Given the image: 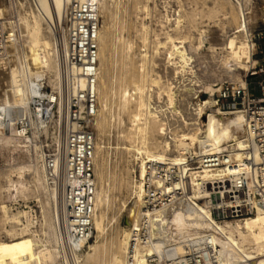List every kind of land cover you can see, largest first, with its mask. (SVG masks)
<instances>
[{"label": "built area", "instance_id": "2783aa9c", "mask_svg": "<svg viewBox=\"0 0 264 264\" xmlns=\"http://www.w3.org/2000/svg\"><path fill=\"white\" fill-rule=\"evenodd\" d=\"M235 1L241 8L239 32L252 45V63L243 82L220 88L215 107L224 112L240 109L242 159L234 157V141L221 150L192 151L182 157L173 156L178 154L173 146L165 160L146 159L144 174L134 171L132 179L142 189V216L132 227L126 264H136L138 252L148 246H153L154 252L144 264H221L219 252L229 237L220 226L242 222L259 208L264 210V27L251 19L255 0ZM8 4L6 14L0 17V60L8 56L12 43L9 30L13 28L16 36L23 10L20 0H8ZM100 28V0H75L70 5L63 31L55 38L66 78L64 92L42 79L38 90L32 91L29 109L14 110L11 122L12 135L40 156L48 184L60 194L73 246L94 236ZM69 68L76 73L70 74ZM153 105L156 110L158 104ZM187 110L188 115L197 117L193 105ZM0 118L5 128L9 123L5 110H0ZM177 127L164 122L163 138L174 143ZM9 204L11 213H21L20 221L13 224L16 232L33 234L45 245L41 209L19 202ZM178 213L188 215L197 226L179 243L161 244L163 219ZM8 239L11 236L2 228L0 240ZM228 264H255V260L244 258Z\"/></svg>", "mask_w": 264, "mask_h": 264}, {"label": "bare ground", "instance_id": "6f19581e", "mask_svg": "<svg viewBox=\"0 0 264 264\" xmlns=\"http://www.w3.org/2000/svg\"><path fill=\"white\" fill-rule=\"evenodd\" d=\"M74 1L37 0L38 11L31 10V13L28 15H24L23 13L24 16L20 17V22L17 24L18 33L16 36L13 34V28L9 30V33H11L9 37L12 43L8 48V56L0 60V110H5L9 116V123L5 128L2 127L0 118V141H3L9 147L11 152H14L16 149H25L29 156V161L21 162L16 167L8 169L7 172L0 173V179L6 177L8 182L7 187H5L0 181V201L2 203L0 222L3 229L11 236V239L0 240V264H49L55 260V250H57V247L55 249L47 244H39L33 234L24 231L21 233L16 232V226L13 224L20 221L21 213L13 214L10 212V204H6L3 200L4 191L8 193L9 197L11 195H20L25 198L32 196L36 197L35 199L38 198L45 220H47L46 217L49 211L55 212L53 217H50L49 222L51 227L56 230L55 243L61 246L62 250L70 249L76 255L86 254V263L91 262L99 251L98 245L92 244L90 241L74 246L70 243L66 226L67 213L62 205L58 191L54 188H47L45 184L46 179L44 180V178H46V175L40 156L30 152L26 142L17 139L11 133L13 111H27L29 109L32 91L38 90L42 79H48L54 89L61 93L64 92V82H62L63 78L59 62V49L52 35L53 31L55 34L53 36L55 37L56 35L58 36L59 32L61 34L63 31L65 16ZM137 1L138 5H141L140 10L149 13V0L147 2ZM218 1L214 0V6L210 9L209 16H218L220 12ZM100 5L102 12L109 5L108 0H100ZM6 11L7 8L0 5V17L4 16ZM224 11L222 16L229 20L232 17L230 16V12ZM196 16L198 17V14ZM183 17L184 15L180 12L176 21L178 27L184 21ZM167 21H171L169 16H167ZM45 24L48 25V28L45 27ZM53 26L55 30L51 29ZM241 26L240 23L238 28H236L238 30L235 31L233 36L229 37L222 58H224L225 64L229 67L243 66L245 72L249 70L250 63H252V45L245 36L241 38L243 36L239 32L242 30ZM138 32L142 43L141 47L146 50L139 52L138 56L135 55L137 57L136 61L133 59L135 56L128 57L130 60L126 64L125 72L121 76V85L119 90L115 91L113 84H106L103 80L102 61L106 53L103 43L106 32L100 28L99 112L96 119V127L100 131L104 130L106 123L104 124L103 120L99 119L100 114H102L101 111L109 109L111 99L117 96L120 114L127 115L130 122V126H127L125 130V138L129 142L125 149L129 153H132L137 160H140V170L138 172L142 175L144 174L146 159L158 158L165 160L168 152L173 149V146L178 149V154H174L173 156L182 157L183 154L192 151L203 153L221 150L227 144L234 141L233 147L236 148L234 157L240 161L242 159L240 132H242L243 126V116L240 109L236 108L224 112L219 107H215V98L211 97L209 100L197 101L194 104L197 110V117L186 116L176 104L177 95L172 85H165L162 78L151 75V70L148 66L150 58L147 51L150 35L149 26L141 22ZM166 33L169 38L168 45H170L167 52L169 63L173 66L176 63L174 60L180 58L185 65L183 68L192 67V56L186 47L187 37L176 38L169 31ZM178 39L182 40L177 42ZM128 45L133 50L132 42H129ZM201 47L202 43L196 48L200 49ZM135 64L139 69L138 73L134 71ZM74 72L76 73L75 69L69 68L70 74ZM236 81L243 82L244 76L241 75V80ZM155 85H158L160 90L163 89L167 93L168 108L164 112L159 104L156 110L153 109L154 99L152 92ZM80 86L84 87V82H81ZM63 104L62 101L61 109ZM208 108H210L209 112L206 111ZM171 117L178 122L182 119L183 125H185L183 133H178L177 131L174 134V143L168 141V139H160L161 135L164 134V122L167 120L170 122ZM100 148V144L97 142L95 161L97 173L98 167H100L98 160ZM26 169L29 170V175L28 173L24 174V170ZM100 172L104 173L101 170ZM130 185H132L131 201L123 200L118 209H116L114 198H103L102 189L97 186L94 215L93 235L96 238V243L98 242L97 240L106 234L107 227L118 224L120 218L124 215L126 217L131 216L123 230L124 238L120 246L121 251L125 254V259L130 245L129 239L132 227L140 221L142 216V189L140 185L135 186L133 181H130ZM13 192L16 193L13 195ZM15 202L20 203V200ZM26 205L33 208L30 202H26ZM114 210L115 213L111 216V211ZM196 226L197 223L193 222L186 214L178 213L172 217H165L163 219L162 232L159 236L160 242L161 244H177L186 238L188 233ZM45 229L44 234H46ZM220 229L229 237V241L224 243L223 249L219 252L221 264L239 262L244 258L255 260V264H264V210L262 208H259L254 216L248 217L236 224L229 222L227 225L220 226ZM85 248H88L89 251L86 252ZM153 252V246L140 250L136 257V264H144L146 258ZM114 261L116 264H126L121 255H115Z\"/></svg>", "mask_w": 264, "mask_h": 264}, {"label": "rangeland", "instance_id": "374dc122", "mask_svg": "<svg viewBox=\"0 0 264 264\" xmlns=\"http://www.w3.org/2000/svg\"><path fill=\"white\" fill-rule=\"evenodd\" d=\"M141 1L147 2V0ZM255 1L256 4L252 9L251 19L260 27H264V0ZM20 2L23 8L22 16L28 15L31 10L38 11L37 0H20ZM218 2L220 12L218 16L213 17L209 16V12L214 6V0H149V13L140 10L141 5H138L137 0H108L109 5L101 12V28L106 32L103 43L106 53L102 61L104 83L113 84L115 91H118L121 85V76L130 60L128 57L138 56L139 52L146 50L141 47L142 43L138 32L140 23L144 22L149 26L150 33L147 51L149 52L150 62L148 66L151 70V75L162 78L165 85H172L177 95V106L186 116L191 117L188 115V105L195 107L194 104L197 101L209 100L211 97L216 99L222 86L241 80V75H244L245 68L243 66L229 67L225 64L224 58H222L229 37L234 35L236 28L240 25L241 8L235 0H219ZM0 5L8 9V0H0ZM223 11L230 12L232 17L229 20L225 19L222 16ZM180 12L184 15V21L178 27L176 21ZM196 14H198V17ZM167 16L171 18V21H167ZM45 27L48 28V25L45 24ZM51 29L55 30V27L53 26ZM167 31L176 38L187 37L186 47L192 56V67L183 68L185 65L180 58L174 60L176 63L173 66L169 63L167 52L170 45H168ZM53 35H55L54 31ZM53 35L52 38L55 39L56 37ZM242 35L241 38L244 37V34ZM180 40L182 39H178L177 42ZM129 42H132L133 50L130 49ZM201 43L202 47L197 49L196 47ZM136 56L133 58L135 61L137 60ZM59 62L63 78L62 82H65L64 68L60 58ZM134 66V71L138 73L137 65L135 64ZM47 81L52 86L48 79ZM153 89L154 102L159 104L164 112L168 108L167 93L163 89L160 90L158 85H155ZM197 96H199V99L195 100ZM110 103L109 109H103L99 118L103 120L104 124L106 123L107 127L104 125V130L100 131L95 125L97 142L101 147L98 152L100 167H98V173L96 172V180L98 187L102 189V197L114 198L116 209H118L123 200L131 201L132 185H130V181L132 182L134 170L137 172L140 170V160H137L132 153L125 149L129 143L125 138V130L127 126H130V122L127 115L120 114L117 96H114ZM121 115L122 117H120ZM170 122L175 127L181 126L182 128V132L178 127L177 129L175 128V134L177 131L178 133H183L185 125H183L182 119L178 122L171 117ZM160 139L165 140L163 136ZM176 150L178 151L177 148ZM32 157L36 160L34 156ZM27 161H29V156L25 149H16L11 152L9 147L3 141H0V173H5L8 169ZM100 170L104 173H101ZM27 173L28 175L30 174L29 170H24V174ZM28 175L26 176L28 177ZM3 178L0 181L2 185L7 187L6 177ZM45 184L47 188H52L46 180ZM15 193L13 192V195ZM3 194V200L6 204L17 200H20L23 205L26 202H30V205L34 208L41 209L43 214L38 198L35 199L36 197L33 196L25 198L20 195H11L9 197L6 191ZM1 205L0 201V208ZM114 213L115 210L111 211L110 215L113 216ZM54 214L55 212L53 213L52 210L49 211L46 217L47 220H45L43 214L46 228L45 244L55 249L57 247L58 250V252L55 250V260L49 264H116L114 263L115 255H121L126 261L125 254L120 249L124 238L123 230L127 225L125 215L120 218L118 224L107 227L106 234L97 240V243L95 242V236H93L90 243L97 244L99 251L97 256L93 258V260L95 259L94 261L86 263V254L76 255L70 249L62 250L61 246L56 245V230L51 227L49 222L50 217H53ZM2 228L3 226L0 222V230ZM59 248H61L60 251ZM85 249L86 252L89 251L88 248Z\"/></svg>", "mask_w": 264, "mask_h": 264}, {"label": "water", "instance_id": "95a60500", "mask_svg": "<svg viewBox=\"0 0 264 264\" xmlns=\"http://www.w3.org/2000/svg\"><path fill=\"white\" fill-rule=\"evenodd\" d=\"M131 216L126 217V222L130 220Z\"/></svg>", "mask_w": 264, "mask_h": 264}]
</instances>
